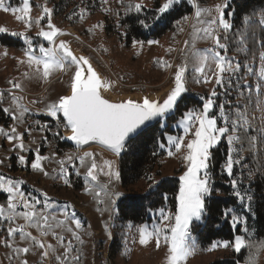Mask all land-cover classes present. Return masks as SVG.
Returning a JSON list of instances; mask_svg holds the SVG:
<instances>
[{
    "label": "rangeland",
    "instance_id": "obj_1",
    "mask_svg": "<svg viewBox=\"0 0 264 264\" xmlns=\"http://www.w3.org/2000/svg\"><path fill=\"white\" fill-rule=\"evenodd\" d=\"M157 1L29 0L31 6L30 15L33 19H39L44 15V6L53 9L52 22L61 28L62 31L70 33V35L58 37L57 42L66 40L75 55L89 58L93 68L101 78L111 82L112 87L106 91L109 97L115 100L131 97L142 99L145 96L156 98L160 93H169L174 87L176 71L181 65L187 64L185 79L188 91L184 94L195 95L204 102L215 90L218 93L215 98L217 104L224 103L226 105V111L229 112L230 118L235 119L237 111L244 112L251 123V128L244 129V131H254L256 144L261 141L264 142V104L260 103L264 100V96L261 95V93H264V87H262L261 92L255 90V85L261 79L259 75L261 71L259 57L255 63L250 64L253 68L252 73H248L244 68L241 70L240 76L243 77L241 84L246 82L252 86L250 89H242L243 95L238 93L235 83L231 88H226L223 86L218 87L215 80L210 83L195 82L198 76L195 72L196 65L192 57L193 51L214 48L213 41L202 39L197 34L205 25L197 22L195 12L198 4L195 0H179L178 3L182 1L191 3L194 6V13L185 21L181 20L178 22L172 31L165 33L160 39L154 40L158 41V43L149 44L145 42L143 46L133 45L132 41L135 38L127 36V29L122 19L135 12L134 10L130 11L127 6L140 3L145 6V9H157L155 8ZM230 1L215 0L207 6L198 5L202 9L209 10L202 16V20L215 18L217 16V6L225 4L228 6ZM163 2L164 0H159V6ZM5 3L9 7L23 6V0H5ZM81 10H84L83 19L79 18ZM262 14H264V11L258 15L260 21L264 19ZM163 15H160L159 18ZM97 25H100V27H97ZM40 27H47L46 19L42 20L40 25H34L28 31V35L34 38L33 42L37 46L36 53L38 56L41 55L38 45L50 46L42 38L36 36ZM0 28L8 29V32L0 33V92L4 93L3 100L0 102V127L4 128L5 131H10L15 126L19 132L25 133L24 143L27 147L31 148L33 152L38 148L42 156L49 158L43 162L48 175L33 170L30 166L20 165L17 156L25 155L31 161L33 152L21 153L19 150L13 151V144L9 143L3 134H0V159L4 161L3 164H0V174L14 181L22 182L19 187L26 197L41 198L42 194L46 193L51 201L50 207L55 209L53 214H57L58 209L65 205L72 206L76 219L81 222L79 229L75 228L72 220L67 221L56 229L58 234L65 238V246L68 241H71L72 250L64 257L63 262L56 261L55 256L64 255L66 247L62 246L55 236L43 237L45 243H51L57 249L44 261V264H167L166 246L162 245L157 249L154 242L149 243L147 246L140 245L138 242V229L140 227L119 221L117 206L125 195L120 180L118 182H109L108 177L101 172L99 173L98 182H93L90 178H87L91 158L86 159L83 165L79 163L78 159L84 152H91L94 154L99 168H103L106 171L105 162L112 160L115 167L119 170L121 154L117 156L97 143L82 148H78L75 145L71 148H65L61 145L63 141L67 142L64 137L70 133V130L64 128L63 122H58L54 118L49 117L46 106L57 101L60 96L70 93V78L73 75L74 66L54 72L47 82L42 79H29L25 76V73L27 72L31 76L33 70L19 62L21 59H26L25 48L27 45L22 37L11 35L12 32H25V25L17 20L16 15L12 12H5L0 9ZM217 31L221 36L223 30L217 29ZM125 33L126 35H124ZM10 38L17 43L15 48H11L6 42H2ZM13 80L21 83L23 88L13 89L9 83V81ZM10 93L21 97L20 103L29 109L21 120L12 119L2 110L10 108L15 113L19 112L16 102L9 95ZM33 101L37 102L33 103ZM229 102L232 106L231 110L227 108ZM194 110L199 111L200 109ZM217 118L218 123H222L218 110ZM164 119L161 121H164ZM37 122L41 126L46 124L47 129L40 130L37 127ZM29 128H31V135L27 134ZM173 129H175V133L171 135L183 134L182 126H178V123L173 125ZM241 131L243 130H239L238 134ZM57 132L60 133V136L55 135ZM45 137H47V141H45ZM187 139H191V136L187 137ZM236 146L239 148L238 144ZM169 147L170 145L167 143V151ZM173 151L175 152L174 148ZM184 154V150H181L173 156L167 155L162 169L163 178L177 177L179 179L183 175L186 170V162L182 159ZM242 155L245 157L243 153ZM68 157H72V160L69 161ZM61 160L65 161L63 170L69 173L68 176H63L61 173L62 166L59 163ZM249 167L250 164L245 159L243 168L239 165L234 168V178L240 181L234 191L239 190L245 199L243 202L238 199L239 208L236 211H232V215H237L241 218H247V215L251 214L254 200V191L250 186L253 176ZM211 176L213 189L214 180L212 173ZM66 180L68 183L65 182ZM159 180L160 178H156V181ZM106 183L109 184L113 191L124 193L116 201L115 210L109 206L107 197L103 194H101L100 198L95 196V192L99 191V185ZM88 189L92 191L89 192ZM0 191L5 193L8 199V194L2 188H0ZM211 197L212 193L206 198L205 203ZM248 197L251 199L249 200ZM101 200L105 202L101 203ZM39 207L37 205V208ZM203 217L200 221H194L193 223H201ZM57 218L63 220L64 216L57 215ZM153 218L152 223L145 224L149 230L162 223L160 210L153 214ZM15 223L24 224L26 221L19 219ZM7 226V222L0 223V264H20L21 257L13 258L12 249L5 247L3 244V240L7 237V232L4 231ZM237 226H241L243 232L249 235L247 224L246 231L244 225ZM69 229H72V231H69ZM27 231H30L34 236L40 235L39 229L36 228H28ZM73 232L80 235L83 244L75 239ZM192 238L196 250L188 258L187 264H211L216 260L229 258L236 252L231 243L228 247H212L213 244L220 245L222 242H215L210 247L201 249L196 245V237L193 232ZM113 242L115 244L111 246ZM15 244L23 247L27 246L29 242L22 241L17 236ZM75 257H79V259L76 260L74 259ZM27 259L29 264H40L41 257L38 254V250H34L29 254Z\"/></svg>",
    "mask_w": 264,
    "mask_h": 264
},
{
    "label": "snow or ice",
    "instance_id": "obj_2",
    "mask_svg": "<svg viewBox=\"0 0 264 264\" xmlns=\"http://www.w3.org/2000/svg\"><path fill=\"white\" fill-rule=\"evenodd\" d=\"M106 2V0H105ZM179 0H164V2L156 9L157 18L160 15L168 13ZM128 9L140 13L145 9L143 4H129ZM227 4L217 6V16L212 19L202 20V16L209 10L202 9L196 6V19L198 23L205 25L197 33L202 39L213 41L214 48L207 50H195L192 53L195 63V72L198 76L195 82L210 83L215 80L216 85L231 88L233 84L237 86L238 93L243 95L242 89H250L252 86L244 82L241 84L243 77L240 76L242 67L248 73L253 72L250 64H242L241 61L227 56V44L222 42V37L218 34L217 29L223 30L225 33L233 28L232 23L226 19L225 9ZM0 9L5 12H12L16 15V19L21 21L25 27V32H12L11 35L22 37L27 47L25 48L26 59H21L19 62L32 69L31 76L25 73L29 79H42L45 82L53 75L54 72L64 70L69 66H74L73 75L70 78V94L63 95L57 101L46 106L47 115L54 118L58 122H63L64 128L70 130L71 135L64 137L75 143L78 148L91 143H97L115 155L119 156L132 139H136L142 134L151 122L159 123L166 115L172 114L177 108L178 102L185 92L188 91L186 85L185 74L187 64L181 65L175 73L174 87L166 95L163 101L154 100L147 96L139 100L126 99L113 101L106 96V91L112 87L111 82L103 80L98 72L93 68L89 58L85 56H77L71 50L70 44L66 40H59L58 37L70 35L62 31L52 22L53 9L46 6L43 7L44 15L39 19H33L30 15L31 6L29 0H23L22 7H9L5 0H0ZM110 11V10H106ZM81 10L80 19H83ZM17 13H19L17 15ZM234 15V12L229 13ZM264 17V14H262ZM46 19L47 27H40L36 33L37 37L42 38L50 46L45 47L43 44L38 45L39 53H36V45L34 38L28 35V31L34 25H40L42 20ZM183 19H187L184 17ZM250 21L251 18H245ZM138 23L141 27L147 29L150 25L146 19H139ZM264 25V19L258 21ZM100 27V25H97ZM182 30V29H181ZM8 32L7 28H0V33ZM126 35V33L124 34ZM224 40L228 37L225 35ZM241 48H246L244 35L239 37ZM147 42L149 44L158 43V41H132L133 45H141ZM187 44V42H185ZM260 48H264V41L257 42ZM172 51V49H170ZM7 55V53H5ZM261 61L260 82L255 85V90L261 92L264 87V51L259 53ZM167 64V62H165ZM235 78V79H234ZM13 89H22L23 85L18 81H9ZM19 112L15 113L10 108L2 109L14 120H21L25 113L29 111L20 101L21 97L9 94ZM218 93L213 90L211 96L206 98L202 103L199 111L187 110L181 113L178 126H182V135H168L167 143L170 145L167 151L168 156H173L184 150L185 154L182 159L186 162V170L179 177L178 195L176 196V211L166 212L160 210V219L162 223L152 230H149L147 225L141 226L139 232V244L147 246L154 242L155 247L159 249L162 245L167 247V264H187L188 258L192 256L196 250L192 238L191 226L194 221H200L206 212V198L212 193V176L211 168L213 161V150L217 148L222 141L226 142L228 152L224 162L223 171L230 178V183L233 189H237L240 181L234 178V168L239 165L241 168L245 166V157H243L240 149L236 146L241 137L238 135L239 130L250 129L251 123L247 115L242 111L235 113L236 118L231 119L229 112L226 111L224 103L217 104L216 97ZM264 96V93H261ZM4 93L0 92V102L3 100ZM37 101H33L36 103ZM264 104V100L260 102ZM229 102L227 108L231 110ZM217 110L222 123H218ZM37 127L40 130H46L47 125L41 126L37 122ZM0 134H3L5 139L13 144V151L19 150L23 152H33L24 143L25 133L19 132L13 126L10 131H5L0 127ZM27 134L31 135V128L27 130ZM55 135L60 136L57 132ZM191 136V139L187 137ZM47 141V137L44 138ZM34 142V141H33ZM160 147H164L161 144ZM173 148L175 152L173 151ZM91 158V163L87 171V178L93 182H98L99 173L107 176L109 182L120 180V171L115 167L112 160L105 162V169L99 168L96 163L94 154L84 152L80 156L79 163L84 164L85 160ZM49 159L42 156L37 148L33 152V159L29 161L25 155H18L17 160L20 165L25 167L30 166L31 169L39 171L44 175H48L43 166V162ZM71 161L72 157H68ZM4 161L0 159V164ZM61 164V173L63 176H68L69 173L63 170L65 161H59ZM59 178V176H58ZM68 183V181H65ZM22 182L14 181L11 178H6L0 174V188L7 194L8 199L6 206L0 205V223L7 222L8 226L4 229L7 232V237L3 240V244L7 248L12 249V257H21L20 264H29L28 255L34 250H38L41 257L40 264H44L53 252H56V247L51 243H45L43 237L52 235L64 245L65 238L58 234L56 229L64 225L67 221H74L75 228L81 227V222L76 219L72 206L65 205L58 209L57 214H53L55 209L50 207V198L46 193H43L41 198L26 197L21 191L19 185ZM91 192V189H88ZM101 194L107 197V203L115 210L116 201L119 200L124 193L113 191L109 184L99 185V191L95 192L96 198H100ZM236 197L242 202L245 197L239 190H236ZM250 200L251 198L248 197ZM101 200V203H104ZM37 205L40 207L37 208ZM71 212V214H69ZM225 217H231L233 227L244 225L246 231L247 218H241L237 215H232L231 210L225 211ZM57 215H63L64 219H58ZM23 219L24 224L15 223L17 220ZM107 227V225H106ZM28 228L39 229V236H34ZM72 231V229H69ZM75 239L83 244V240L76 232L72 233ZM19 236L22 241H27V246H16L15 240ZM231 246L236 252H240L243 248H250L253 245L247 242L244 235H236L231 242L225 241L222 244H213V248L217 246ZM66 252L64 255L55 256V260L63 262L64 257L72 250L71 241L67 242ZM264 249V244L260 245ZM212 250V249H209ZM74 259L78 260L79 257Z\"/></svg>",
    "mask_w": 264,
    "mask_h": 264
},
{
    "label": "trees",
    "instance_id": "obj_3",
    "mask_svg": "<svg viewBox=\"0 0 264 264\" xmlns=\"http://www.w3.org/2000/svg\"><path fill=\"white\" fill-rule=\"evenodd\" d=\"M215 0H195L199 6H207ZM159 0L155 8L159 7ZM264 11V0H231L225 12L233 28L225 33L222 31V42L227 44V56L239 60L242 64H253L257 61L260 48L258 41H264V26L258 23V15ZM234 12V15L229 13ZM194 6L182 1L173 6L172 10L157 18L156 9H144L140 13H130L122 22L126 26L127 36L138 40H158L172 31L184 17H191ZM245 18H251L250 21ZM146 19L150 25L145 29L138 23ZM227 35L228 39L223 37ZM244 35L246 48H241L239 37ZM6 44L15 48L17 43L10 38ZM243 68V67H242ZM196 84V83H195ZM203 101L195 95L181 96L175 115L169 114L164 121L146 128L136 139L126 144L120 155V184L125 192L118 203V219L122 223H130L141 227L153 222V214L161 209L168 212L176 211V196L178 195L179 179L177 177L163 178L162 169L167 157V136L174 134L173 125L179 122L181 113L201 109ZM254 131H241L238 143L246 161L250 164L253 181L250 186L254 191L251 214L247 215L249 235L243 232L241 226L233 227L231 217H225V211H236L239 200L230 183V178L223 171L228 152L226 142L213 150L211 173L213 175L212 197L206 202V212L201 223H193L191 228L196 237V245L201 249L210 247L215 242H231L236 235H244L253 247L243 248L229 258L219 259L211 264H264V142L255 143ZM164 144V147H160ZM62 147L71 148L66 141ZM156 178H160L156 181ZM7 196L0 191V205H5ZM114 242L111 246H114ZM115 248V247H114Z\"/></svg>",
    "mask_w": 264,
    "mask_h": 264
},
{
    "label": "water",
    "instance_id": "obj_4",
    "mask_svg": "<svg viewBox=\"0 0 264 264\" xmlns=\"http://www.w3.org/2000/svg\"><path fill=\"white\" fill-rule=\"evenodd\" d=\"M69 94H70V93H69ZM105 94H106V93H105ZM167 94H168V92H163V93H160L156 98H151V99L163 101V99L166 98V95H167ZM106 96H107L108 98H110L111 100L116 101L115 99L109 97L107 94H106ZM126 99L139 100L138 98H134V97L126 98ZM126 99H118V100H126ZM155 123H156V122L153 121V122H151V125H153V124H155ZM151 125H150V126H151ZM148 127H149V126H148ZM70 135H71V132H70L69 134H67L66 137H67V136H70ZM66 140H67V139H66ZM67 142H68L69 144H71L72 146L75 145V143L72 142V141H70V140H67ZM91 144H94V143H91ZM91 144H90V145H91ZM75 146H76V145H75ZM87 146H89V145H85V146H83V147H87ZM122 153H123V152H122ZM122 153H121V154H122Z\"/></svg>",
    "mask_w": 264,
    "mask_h": 264
}]
</instances>
